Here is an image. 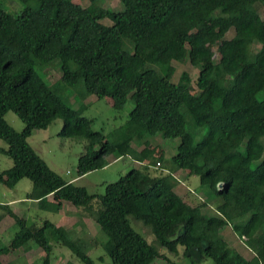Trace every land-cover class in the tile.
Returning a JSON list of instances; mask_svg holds the SVG:
<instances>
[{
    "label": "trees",
    "instance_id": "1",
    "mask_svg": "<svg viewBox=\"0 0 264 264\" xmlns=\"http://www.w3.org/2000/svg\"><path fill=\"white\" fill-rule=\"evenodd\" d=\"M20 1L37 7L15 16L0 4V139L7 145L0 152L13 161L0 183L14 189L31 180L27 199L42 211L59 214L72 204L107 237L112 264H176L171 255L191 264H264V0H120L121 12L104 8V0H90L87 8L73 0ZM56 61L62 76L53 87L71 91L82 82L83 99H109L119 111L130 104L127 121L109 134L93 130L83 115L87 106L74 109L40 74ZM173 62H190L197 80L185 72L174 82ZM9 112L24 123L22 132L7 121ZM57 119L64 123L59 136L88 142L79 177L106 168L110 157H129L141 167L107 184L103 195L65 180L29 143ZM143 134L178 140L175 154L164 160L153 147L138 151ZM158 163L162 170L153 171ZM180 171L198 176L213 198L187 203L176 192ZM210 205L215 213L204 214ZM7 217L20 231L0 246V258L11 246L30 252L36 244L46 254L43 264H51L61 244L82 264H97L88 243L64 227L29 225L0 203V223ZM132 220L150 229L154 244ZM226 228L251 259L225 239Z\"/></svg>",
    "mask_w": 264,
    "mask_h": 264
},
{
    "label": "rangeland",
    "instance_id": "2",
    "mask_svg": "<svg viewBox=\"0 0 264 264\" xmlns=\"http://www.w3.org/2000/svg\"><path fill=\"white\" fill-rule=\"evenodd\" d=\"M73 1L84 8L91 5L90 0ZM0 4L6 11L15 16H19L27 5L37 7V2H31L25 5L20 0H0ZM102 6L116 12H121L125 9L120 0H104ZM260 14L264 18V9H261ZM213 19L214 17L209 19L208 23H211ZM102 23L105 25H112L109 19L103 20ZM230 36L229 34L227 38ZM259 48L260 46L256 45L254 49L258 51ZM219 59L220 55L217 54L215 58L216 62H218ZM173 65L176 67V73L173 79L174 82L177 83L181 75L185 72L190 74L194 82L197 80L199 70L192 66L190 62L184 64L173 62ZM40 74L49 85L53 87L54 83L62 76L60 61L54 62L51 67L44 72H40ZM83 87L84 83L81 82L77 88H73L71 91L65 90L62 85L60 87H53V89L57 94L67 100L74 109H79L85 104L87 109L83 115L93 121L92 128L95 131H102L105 134H109L127 121L128 115L132 110V105L129 104L124 110L119 111L113 108L109 99L99 100L96 96L83 99L79 95ZM6 119L16 131H23L25 125L15 113L9 112ZM63 127V121L57 119L48 129L35 131L31 138H29V143L53 171L61 175L65 180L73 182L79 187L86 188L90 194H105L107 184L118 181L133 168L141 167V165L135 163L129 157L120 159L110 157L111 164L106 168L79 177L78 161L86 152L88 142L82 139L59 136ZM143 136L144 137H142L140 141H137L136 147L139 151L146 147H153L152 150L156 152L155 155L157 157H163L164 160L170 159L175 154L176 150H172V145H176L178 140H166L161 137L150 139L149 136L145 134H143ZM0 147H7L6 143L1 139ZM12 166V159L0 152V173L10 169ZM153 171H158V169ZM176 177L180 181V184L176 188V192L181 195L187 203L191 205L199 204L202 202L200 196L204 198H213L211 191L201 186L198 176L188 177L187 172L180 171L176 173ZM33 191L34 185L29 179L21 180L14 189H10L0 183V203L10 205L14 212L20 218L27 221L29 225L35 224L37 226H42L45 221H50L56 224L57 227H64L71 233V238L84 239L88 243L89 255L97 264H112L109 254H107L104 249V243L107 237L99 231L92 221L82 219L78 216L76 208L68 202H66L63 210L59 214L39 210L36 202L27 199L28 195L32 194ZM49 199L52 201V196L49 197ZM202 212L212 215L215 213V209L210 205L204 208ZM132 224L135 230L145 236L151 244L155 243V237L150 232V229L134 220H132ZM19 231L20 227L15 223L13 218H5L0 223V246L5 247L11 245L14 237ZM222 234L225 239L236 247L247 259H251L254 256L251 250L246 247L243 240H240L231 228H226ZM45 255V252L36 244H33V250L30 252H26L22 249H14L11 246V253L1 256L0 260L3 264H43ZM100 257L104 258V260L100 261ZM170 258L173 261L176 260V264H191L187 259H183L181 255H171ZM51 264H82V262H80L67 247L56 244ZM152 264L170 263L165 260L157 259ZM201 264H213V262L212 260H205Z\"/></svg>",
    "mask_w": 264,
    "mask_h": 264
},
{
    "label": "water",
    "instance_id": "3",
    "mask_svg": "<svg viewBox=\"0 0 264 264\" xmlns=\"http://www.w3.org/2000/svg\"><path fill=\"white\" fill-rule=\"evenodd\" d=\"M223 185L221 184L220 185V188H222ZM185 233V228H183L180 232H179V236H182L183 234ZM203 245L204 247L206 248L207 247V242L206 241H203Z\"/></svg>",
    "mask_w": 264,
    "mask_h": 264
},
{
    "label": "built area",
    "instance_id": "4",
    "mask_svg": "<svg viewBox=\"0 0 264 264\" xmlns=\"http://www.w3.org/2000/svg\"><path fill=\"white\" fill-rule=\"evenodd\" d=\"M160 167H161V163H158L156 169H159Z\"/></svg>",
    "mask_w": 264,
    "mask_h": 264
},
{
    "label": "crops",
    "instance_id": "5",
    "mask_svg": "<svg viewBox=\"0 0 264 264\" xmlns=\"http://www.w3.org/2000/svg\"><path fill=\"white\" fill-rule=\"evenodd\" d=\"M139 151V150H138ZM114 159V158H113ZM132 160V159H131ZM133 161V160H132ZM135 163H137V164H139V165H142L140 162H136V161H134ZM137 168H139V167H137ZM66 204V203H65ZM64 204V205H65Z\"/></svg>",
    "mask_w": 264,
    "mask_h": 264
}]
</instances>
